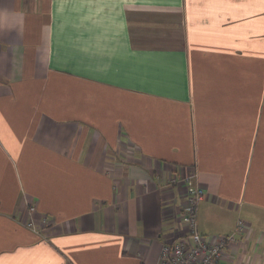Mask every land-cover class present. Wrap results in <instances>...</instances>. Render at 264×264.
I'll list each match as a JSON object with an SVG mask.
<instances>
[{
    "label": "crops",
    "instance_id": "crops-1",
    "mask_svg": "<svg viewBox=\"0 0 264 264\" xmlns=\"http://www.w3.org/2000/svg\"><path fill=\"white\" fill-rule=\"evenodd\" d=\"M186 170L264 264V0H0V264H158Z\"/></svg>",
    "mask_w": 264,
    "mask_h": 264
},
{
    "label": "built area",
    "instance_id": "built-area-1",
    "mask_svg": "<svg viewBox=\"0 0 264 264\" xmlns=\"http://www.w3.org/2000/svg\"><path fill=\"white\" fill-rule=\"evenodd\" d=\"M178 183L184 187L186 197L183 226L162 245L158 264H219L236 236L248 237L250 229L243 221L238 220L232 234L208 240L198 230V207L204 200L205 192L197 184L195 171L180 172ZM34 213L35 208L30 207V216ZM48 223L45 217L41 219L42 225L46 226ZM26 227L36 234L40 233L39 226L32 219Z\"/></svg>",
    "mask_w": 264,
    "mask_h": 264
}]
</instances>
